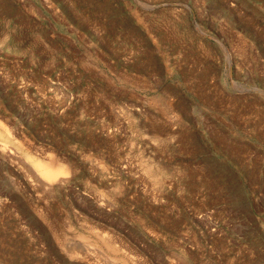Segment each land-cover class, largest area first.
Segmentation results:
<instances>
[{"label":"rangeland","instance_id":"obj_1","mask_svg":"<svg viewBox=\"0 0 264 264\" xmlns=\"http://www.w3.org/2000/svg\"><path fill=\"white\" fill-rule=\"evenodd\" d=\"M0 264H264V0H0Z\"/></svg>","mask_w":264,"mask_h":264},{"label":"bare ground","instance_id":"obj_2","mask_svg":"<svg viewBox=\"0 0 264 264\" xmlns=\"http://www.w3.org/2000/svg\"><path fill=\"white\" fill-rule=\"evenodd\" d=\"M5 132V131H3ZM5 134V133H4ZM2 133L3 136H6ZM30 158V157H29ZM33 161V160H31ZM33 163V162H32ZM49 163V162H48ZM35 165V164H34ZM36 165L38 166L39 170L41 171L43 177L47 178V179H52L55 177L56 179V175H57V171H55L53 168H51L49 165L44 164L42 162H39V160L36 162ZM52 165V163H51ZM36 167V166H35ZM37 168V167H36ZM61 177V176H60ZM49 180V181H50ZM157 180V179H156ZM54 181V180H53ZM52 182V181H50Z\"/></svg>","mask_w":264,"mask_h":264}]
</instances>
